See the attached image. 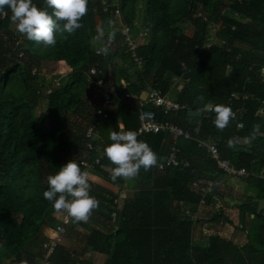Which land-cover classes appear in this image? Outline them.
<instances>
[{
  "label": "trees",
  "instance_id": "16d2710c",
  "mask_svg": "<svg viewBox=\"0 0 264 264\" xmlns=\"http://www.w3.org/2000/svg\"><path fill=\"white\" fill-rule=\"evenodd\" d=\"M137 1L107 0L108 8L103 11L100 0H88V13L80 21L83 27L72 34L57 33V42L51 47L18 34L10 9L5 8L3 18L0 15L1 264L5 258L9 264H33L42 259L46 252L42 244L55 236V226L65 213L55 217L52 202L44 198L47 177L70 160L85 171L82 161H93L98 155L97 139L102 137L111 144L109 133L120 131L121 125L124 131H134L140 109H153L156 119L175 123L194 139H212L220 157L237 168L256 172L264 166V0H227L226 5L225 0H184L177 10L172 0H143L144 27L149 35L136 48L143 60L141 68L133 63L117 30L108 55L97 54L92 46L96 27L115 19L116 7L133 34ZM33 3L46 7L45 0ZM224 7L240 18L223 15ZM211 18L216 26L209 40L205 29ZM184 24L192 26L193 33H185ZM41 61L53 63L51 73L60 82L49 94L36 92L46 80L31 72ZM93 64L107 85L112 72L122 98L107 118L96 114L100 101L87 76ZM167 73L183 78L175 101L201 110L200 117H188L187 110L165 111L146 101L140 107L123 101L125 93L139 96L148 89L166 95L170 88ZM234 93L236 99L231 98ZM217 105L236 111L223 130L214 123L216 113L203 110ZM91 123L98 136L93 147L87 148L84 134ZM255 125H260L259 132H254ZM137 139L158 156L156 166L148 171L141 168L136 177L151 183L149 188L128 192L119 202L117 194L89 180V194L100 202L99 209L93 210L87 222L71 218L49 264H98L86 255L93 252L106 256L103 264H248L231 238L244 224L240 220L234 223L214 200L223 195L216 183L229 175L216 167L207 149L195 140L177 137V158L187 164L158 169L173 144L171 135L149 133ZM236 145L243 148L238 150ZM113 167L105 155L90 175L113 180ZM234 177L242 178L252 197L237 205L239 211L246 205L239 214L243 215L264 194V178ZM115 181L121 184L124 178ZM209 181L211 190L201 191ZM202 205L212 207L208 217L197 216ZM229 226L231 237L222 236ZM257 240L261 250L251 247L246 256L249 261L254 257L252 264H264V216Z\"/></svg>",
  "mask_w": 264,
  "mask_h": 264
},
{
  "label": "clouds",
  "instance_id": "9594fccd",
  "mask_svg": "<svg viewBox=\"0 0 264 264\" xmlns=\"http://www.w3.org/2000/svg\"><path fill=\"white\" fill-rule=\"evenodd\" d=\"M46 7L40 8L33 0H0V15H7L5 8L11 11V21L15 24L18 34L45 47L55 46L57 33H75L83 25L80 22L88 13V0H45ZM48 9H51L49 14ZM99 31V30H98ZM115 31H110L107 41L97 51L98 54L108 55L109 44L115 40ZM97 40L101 39L97 36ZM264 74V69H261ZM203 100V97H198ZM214 111L216 127L223 130L233 116L229 106L217 105L215 108L205 109ZM260 125L254 126V132H259ZM111 144L107 145L104 153L112 165L111 177L115 181L119 178L134 179L139 175L140 169L150 170L158 163V156L144 141L137 139L133 131H120L109 133ZM229 146L232 141L229 140ZM48 190L43 196L52 202L56 211H65L76 222H87L93 210H98L100 202L91 196L89 174L82 171L75 160H70L59 168L54 175L47 177Z\"/></svg>",
  "mask_w": 264,
  "mask_h": 264
},
{
  "label": "built area",
  "instance_id": "2783aa9c",
  "mask_svg": "<svg viewBox=\"0 0 264 264\" xmlns=\"http://www.w3.org/2000/svg\"><path fill=\"white\" fill-rule=\"evenodd\" d=\"M103 4V11H106L108 8L107 0H100ZM5 15H1L3 18ZM114 17L115 19H109L106 26H109V28H113L115 31H119L121 35L124 37V43L127 46V48L131 51V59L133 63L138 67L141 68L143 64V60L141 57L136 55V48L138 46V42L134 35L132 34V31H130V27L126 25L122 19L121 14L118 9V7L114 10ZM111 44V43H110ZM109 44V46H110ZM98 49H95V52L98 54ZM43 70V73L41 72ZM33 75L38 76H44L48 75L47 70L43 66H34L31 70ZM101 70L98 68L96 64H93L90 66L87 76L90 81V83L95 87L97 90L98 98L100 101V104L98 105L96 109V114L102 118H107L108 113L110 110H112L115 106V103L117 101H121L122 98L118 95L117 89L114 88L112 85H107L104 78L100 76ZM60 84L59 80H54L52 83H46L44 86L40 87L36 92L37 93H45L49 94L51 91L58 87ZM231 98L236 99L237 95L234 93L231 95ZM230 98V99H231ZM229 99V100H230ZM123 101L129 104L133 107H140L142 105V100L138 95H133L131 93H125L123 97ZM146 102L152 104L154 107L162 108L165 111L169 112H178L181 110H190L188 105L186 103H179L177 101L171 100L166 95H162L160 90L158 89H150L147 90V97ZM208 108H212L211 106H208ZM207 111V110H206ZM233 116L232 118L236 117V111L232 109ZM138 125L135 128L133 132L136 133L137 138L144 134L149 133H158V132H167L171 135L172 139V146L170 147V151L168 153V156L165 158L164 161L160 162L158 164V169H163L168 166H177L178 164H184L186 165V161L178 160L177 153L179 152V149L177 146H175V140L177 137H184L188 140H195L197 145L199 147H204L207 149L210 157L216 162V167L220 170H222L224 173L233 175V176H258L257 173L254 171L249 172L244 167H235L229 159L221 158L219 155V150L216 146V143L212 139H194L190 132L188 130H184L175 123L169 121V120H158L155 117L154 110L153 109H140L137 117ZM238 126L241 127V123H238ZM85 146L87 148L93 147V139L97 135V132L95 131V124L91 123L86 127L85 130ZM109 144H105L100 152H98V155L94 158L93 161H82V165L85 166V171L89 174V180H90V172L95 167L96 164H99L100 159L105 156L104 149ZM264 170V166L262 167ZM261 174V173H259ZM261 176V175H260ZM196 183H193V186ZM213 187V183L209 181L206 186L200 187V190L203 192L210 191ZM200 203H204L203 200H201ZM71 218L67 212H65L60 219V222H58L55 226V236L49 240L48 242H45L42 244L43 248L46 249V252L43 254V257L40 261L35 262L33 264H49V256L51 252L54 250L55 246L59 244L61 241L62 235L65 233L66 226L70 224ZM1 264V263H0Z\"/></svg>",
  "mask_w": 264,
  "mask_h": 264
},
{
  "label": "rangeland",
  "instance_id": "374dc122",
  "mask_svg": "<svg viewBox=\"0 0 264 264\" xmlns=\"http://www.w3.org/2000/svg\"><path fill=\"white\" fill-rule=\"evenodd\" d=\"M223 2H224L225 5L227 4V0H225ZM183 3H184V0H172L171 1L172 7L175 10L180 9L183 6ZM143 8H144V2H143V0H138L135 3V18H134V20H135L134 22L135 23H134V27L132 28L133 29V35L136 38V40H137L138 43H140L141 41H143L142 39L145 38V37H147V35H149L148 31H146V28L144 27L145 26V23H144V20L145 19H144ZM221 13L223 15H226V16H233V17H235L237 19L240 18V17L237 16V14L232 13L231 11H229V9L227 7H224L222 9ZM215 26H216V20L213 19V18H211L209 20V22L207 23L206 29H205L206 37L209 40H211L212 37L214 36ZM182 29L187 34L193 33V30H194L193 27L190 26V25H188V24L187 25L184 24V26H182ZM110 31H115V30L113 28H109V26H105L104 28L96 27V31H95L96 34L95 35H97L99 33L102 36H104V35L107 36ZM95 35H94V37H95ZM40 65L43 66V69L45 68L47 70L48 75H44L43 76L45 78V80H46V83L47 82L48 83L54 82L55 75L53 73H51L52 72V69H53V63L50 62V61H41V64ZM41 72L43 73V70H41ZM237 146H239V145H237ZM237 146H236V149H237ZM241 149L242 148L239 146L238 147V150H241ZM241 179L242 178H238V179L233 178L231 180H229V179L224 180L223 183H222V185H221V187H220V189H219V192L223 193V197L225 199H227V198L234 199V193L236 195H238L240 198L237 197V199H239V201L241 202V203H239V205L243 204V202H246V200H250L252 198L251 197V194H250V189L248 188V189L245 190V187H243V182H242ZM90 180H91L90 182H92L93 184L101 185L104 188H106L109 192L117 194L118 195V199L117 200L119 202H122V200L126 196V193H128V192L129 193H132V191H130L132 188L126 187L125 186V183L120 186L118 184V182L113 181V180H110L108 178L101 177V176H99L97 174H93L92 175V178ZM231 181H233V182H231ZM243 188H244V190H243ZM133 190H134L133 193L136 192V191H138L136 188H134ZM236 192H239V194L236 193ZM221 203H222V201H221ZM245 206L246 205H243L242 206V210L241 211H245L244 210ZM235 208H237V205H235ZM251 208H253V206H251ZM202 210H204V208ZM210 210H212V207H208L207 212H210ZM241 211H239V209H238V211L236 213H233L232 214V218L235 221H237V222L240 220L244 224V226H246V222H245L246 219L244 217H247V216H245V214L239 215L241 213ZM246 212H248L249 214L252 213V212H254L256 214L257 211L254 208L253 209H250L249 208V210L246 211ZM60 213H61V211H56L55 210L53 215L55 217H58L60 215ZM254 213H252V214H254ZM76 227H78V226H76ZM78 228L80 229V227H78ZM81 230H84V229L81 228ZM84 231L87 232L86 230H84ZM242 252L245 255H248L246 249H243ZM97 254L98 253H96V256H98V260H99L98 264L101 263V262H106L105 255H103V254H101V255L98 254L97 255ZM5 259L6 260H4V264H9V260H7V258H5Z\"/></svg>",
  "mask_w": 264,
  "mask_h": 264
},
{
  "label": "crops",
  "instance_id": "0c3cea01",
  "mask_svg": "<svg viewBox=\"0 0 264 264\" xmlns=\"http://www.w3.org/2000/svg\"><path fill=\"white\" fill-rule=\"evenodd\" d=\"M135 21V20H134ZM133 21V27H134V22ZM101 28H104V27H101ZM97 36H100L101 37V39H99V40H97L96 38H97ZM107 37L104 35V36H102L101 34H97V35H95V37H93V39H92V46H93V48L94 49H99L100 47H102V45H103V43H105L106 42V39ZM98 45V46H97ZM97 47V48H96ZM116 62H118V60L116 61ZM112 73V72H111ZM110 73V71H109V84L110 85H112L114 88H116V83H115V81H114V79H113V77H112V74ZM165 79H166V81L167 82H169V84H170V88H169V91H168V93L166 94V97H168L169 99H171V100H174L175 101V95H176V93H177V91H178V89L180 88V86L183 84V78L182 77H178V76H175V75H173V74H169V73H167L166 75H165ZM148 90H150V89H148ZM147 91V90H146ZM115 105H116V103H115ZM243 141H245L246 142V140H243ZM105 144H107V143H105ZM103 146H104V141H103V139H102V137H100L99 138V140L97 139V144H96V147H97V151L98 152H100L101 151V149L103 148ZM237 146V145H236ZM235 146V147H236ZM241 148H243L241 145H239ZM239 146H237V149H238V147ZM263 168H261L259 171H254L255 173H257L258 174V176H253V177H259V178H264V170H262ZM259 173H261V174H259ZM92 175L93 174H91L90 175V177L92 178ZM229 175V174H228ZM261 175V176H260ZM90 178V179H91ZM229 179V180H231V179H233V178H235V179H238L237 177H234L233 175H229V176H225V178H223L221 181H219V182H217L216 183V185H215V187H216V189H217V191H219V189H220V187H221V185H222V183H223V181L224 180H227V179ZM136 179V180H135ZM135 179H130V180H126V179H124V181H123V183H118L120 186L122 185V184H124L125 183V186L126 187H128V188H132L130 191H132V193H133V189L134 188H136L137 190H141V189H145V188H149V186H150V184L151 183H149L148 181H142V180H139V179H137V178H135ZM242 180V179H241ZM231 182H233V181H231ZM243 182V187H245V190L247 189V186H246V184L244 183V181H242ZM131 185V186H130ZM239 186V185H238ZM237 186V187H238ZM243 190H244V188H243ZM131 193V194H132ZM236 193H238L239 194V192H236ZM236 197V198H235ZM237 197H239L238 195H236L235 193H234V199H231V198H227V199H225L224 197H223V195L221 196V197H217V196H215V198H214V200H217V204H219V205H221L222 206V208L224 209V211H225V213L228 215V216H231L232 217V214L233 213H236L237 211H238V209L239 208H235V205H239V203H241L240 201H239V199H237ZM240 198V197H239ZM259 198H264V194H260V197ZM221 201H222V203H221ZM229 205V206H228ZM254 209L258 212V213H260V215L259 216H257V215H255V214H249L248 212H246L245 213V216H247V217H244L245 219H246V226H244V228L243 229H239V230H237V231H235L233 234H232V237H231V232H232V230L230 229V226L229 227H226L224 230H223V232L221 233L222 234V236H226V237H231L232 238V241H233V243L234 244H236L239 248H240V250H241V252H242V250L243 249H246V251L247 252H250V250H251V247L252 248H255V249H257V250H261V245L258 243V240H257V236H258V233H259V229H260V226H261V224H262V222H263V216H264V210L263 211H258L257 210V201H255L254 202ZM208 207H210V206H207L206 208H205V206L204 205H202V206H200V207H198V210H197V216L198 217H201V216H205V217H208L207 216V209H208ZM204 208V210H202ZM249 210V209H248ZM234 221V223H236L237 221H235V220H233ZM196 237H198V236H196ZM72 246V245H71ZM75 249V248H74ZM243 253V252H242ZM99 255H101L100 253H98ZM97 254V255H98ZM244 254V253H243ZM87 256H90V258L94 261V262H99V260H98V256H96V253L95 252H93L92 253V255H90V253H87L86 254ZM245 255V254H244ZM106 257V256H105ZM245 258L247 259L248 258V264H252L251 262L252 261H254V260H252V259H254V257H251L252 259L249 261V256H246L245 255ZM4 260H6V259H4ZM103 261V260H102ZM4 262V261H3ZM104 262H101V263H99V264H103Z\"/></svg>",
  "mask_w": 264,
  "mask_h": 264
},
{
  "label": "water",
  "instance_id": "95a60500",
  "mask_svg": "<svg viewBox=\"0 0 264 264\" xmlns=\"http://www.w3.org/2000/svg\"><path fill=\"white\" fill-rule=\"evenodd\" d=\"M139 97L142 101H146L147 91L143 90L140 93ZM186 114L188 117H200L202 115V111L190 109V110H187ZM256 201H257V210L263 211L264 210V198H258Z\"/></svg>",
  "mask_w": 264,
  "mask_h": 264
}]
</instances>
